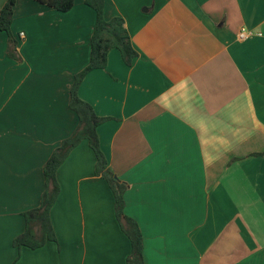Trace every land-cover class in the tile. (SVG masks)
<instances>
[{"label":"crops","instance_id":"crops-1","mask_svg":"<svg viewBox=\"0 0 264 264\" xmlns=\"http://www.w3.org/2000/svg\"><path fill=\"white\" fill-rule=\"evenodd\" d=\"M105 17L124 19L138 56L129 66L112 49L79 95L108 118L101 146L127 186L145 264H264V0H106ZM95 23L84 0L68 12L18 0L22 62L0 31V264H127L131 254L87 140L57 173V241L13 245L23 213L40 205L46 161L79 125L70 89Z\"/></svg>","mask_w":264,"mask_h":264},{"label":"trees","instance_id":"trees-1","mask_svg":"<svg viewBox=\"0 0 264 264\" xmlns=\"http://www.w3.org/2000/svg\"><path fill=\"white\" fill-rule=\"evenodd\" d=\"M17 1L7 0L1 8L0 31L6 32L9 36L8 55L14 60L22 62L23 58L17 52V42L11 31L14 7ZM36 1L60 12L70 11L76 2V0ZM84 2L95 11L96 23L91 36L90 62L75 75L70 89L69 106L77 114L79 125L70 137L61 142L46 161L44 165L46 189L42 194L40 205L23 213L26 227L24 232L14 239L13 245L17 248L28 247L35 250L42 248L49 241H57L50 216L51 209L61 191L57 173L71 151L82 140H87L96 156V175L101 176L108 182L115 197L117 219L131 242V254L127 259V264H145L144 242L140 227L134 219L125 215L124 212V194L127 186L115 178L101 146L98 127L105 123L108 118L98 116L93 106L84 101L79 95V88L85 76L93 70L107 67L108 55L112 49H118L124 62L129 66L132 65L138 53L133 47L124 19L122 17H114L111 20L106 19V0H84Z\"/></svg>","mask_w":264,"mask_h":264},{"label":"built area","instance_id":"built-area-1","mask_svg":"<svg viewBox=\"0 0 264 264\" xmlns=\"http://www.w3.org/2000/svg\"><path fill=\"white\" fill-rule=\"evenodd\" d=\"M20 36H21V37H24L25 34H24V33H21ZM247 36H248V33H247L246 30H242V31L240 32V34H239V37H240L241 39H245Z\"/></svg>","mask_w":264,"mask_h":264},{"label":"water","instance_id":"water-1","mask_svg":"<svg viewBox=\"0 0 264 264\" xmlns=\"http://www.w3.org/2000/svg\"><path fill=\"white\" fill-rule=\"evenodd\" d=\"M116 178V177H115Z\"/></svg>","mask_w":264,"mask_h":264}]
</instances>
